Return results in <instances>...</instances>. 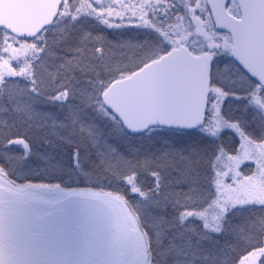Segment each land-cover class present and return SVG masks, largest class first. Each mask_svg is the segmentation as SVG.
I'll list each match as a JSON object with an SVG mask.
<instances>
[{
	"label": "snow or ice",
	"instance_id": "obj_1",
	"mask_svg": "<svg viewBox=\"0 0 264 264\" xmlns=\"http://www.w3.org/2000/svg\"><path fill=\"white\" fill-rule=\"evenodd\" d=\"M0 264H264V0H4Z\"/></svg>",
	"mask_w": 264,
	"mask_h": 264
},
{
	"label": "trees",
	"instance_id": "obj_2",
	"mask_svg": "<svg viewBox=\"0 0 264 264\" xmlns=\"http://www.w3.org/2000/svg\"><path fill=\"white\" fill-rule=\"evenodd\" d=\"M89 28H94L97 31H99L101 29H104L103 35L106 36L107 39H108V41H109V43H111L113 45H115L117 39H121V34H123L124 42H127V38L129 36L135 37L136 34H137L135 31H129V30H124V31H112V30H108V29L100 26L96 22L89 24ZM114 37H115V39H114ZM14 46L17 47L18 45H14ZM128 55H129V58H131V55H132L131 52H129ZM117 187H119V186L116 185V184H112V188H117ZM120 190L123 191L122 188ZM132 198L134 199L135 197H132Z\"/></svg>",
	"mask_w": 264,
	"mask_h": 264
},
{
	"label": "rangeland",
	"instance_id": "obj_3",
	"mask_svg": "<svg viewBox=\"0 0 264 264\" xmlns=\"http://www.w3.org/2000/svg\"><path fill=\"white\" fill-rule=\"evenodd\" d=\"M102 2L105 3V4H107V3L110 2V0H103ZM184 3H188V0H184ZM192 7H194V5H192ZM197 14H200V13H197ZM138 15H139V14H138ZM106 18H107V17H106ZM202 18H207V13H204ZM109 19H110V22H111L112 20H116V18H115L114 15H113L112 18H109ZM116 22H119V21L117 20ZM96 23H98L100 26H102V27L105 28V26H104L102 23H100V22H96ZM123 23H124L125 27H122V28H120V29H118V30H112V31H124V30L132 31L131 28L128 27L129 21L125 20ZM132 23H138V21H132ZM18 46H19V45H18ZM18 46H17V47H18ZM129 61L131 62V58L129 59ZM221 166H223V162H221ZM252 166H254V165H253V163H252L251 161H244V162L241 164L240 167H241V170H242V171H247V169H248L249 167H252ZM74 259H77V257H75Z\"/></svg>",
	"mask_w": 264,
	"mask_h": 264
},
{
	"label": "flooded vegetation",
	"instance_id": "obj_4",
	"mask_svg": "<svg viewBox=\"0 0 264 264\" xmlns=\"http://www.w3.org/2000/svg\"><path fill=\"white\" fill-rule=\"evenodd\" d=\"M76 256H62V255H47L45 254L44 256H42V259H47V260H52V261H56V260H62V259H69V260H73ZM78 259V257H77Z\"/></svg>",
	"mask_w": 264,
	"mask_h": 264
},
{
	"label": "water",
	"instance_id": "obj_5",
	"mask_svg": "<svg viewBox=\"0 0 264 264\" xmlns=\"http://www.w3.org/2000/svg\"><path fill=\"white\" fill-rule=\"evenodd\" d=\"M103 1V0H102ZM227 2V0H226ZM3 3H4V0H0V9H2V6H3ZM208 7L210 8L211 7V4L209 3Z\"/></svg>",
	"mask_w": 264,
	"mask_h": 264
}]
</instances>
